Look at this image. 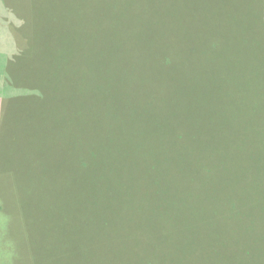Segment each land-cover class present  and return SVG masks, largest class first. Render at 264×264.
Segmentation results:
<instances>
[{"label":"rangeland","instance_id":"374dc122","mask_svg":"<svg viewBox=\"0 0 264 264\" xmlns=\"http://www.w3.org/2000/svg\"><path fill=\"white\" fill-rule=\"evenodd\" d=\"M113 1L32 0L35 53L29 62L13 60L11 65V34L22 25L16 3L5 4L9 8L0 3V16L1 10L12 9L0 17V264H34L31 253L45 241L40 213L49 190L55 185L63 192V161L77 157L56 150L55 161L49 154L53 137L47 126L59 116L55 130L62 142L63 114L51 119L50 108L19 96V89L39 86L49 100L60 103L64 85L74 82L87 109L83 117L72 113L66 118L73 146L93 143L89 139L103 135L111 124V88L95 89L111 85L126 86L122 98L128 94L142 108L151 102L153 109L161 98L155 91L169 86L165 106L189 119L192 131L209 127L223 146L238 142L246 148L241 141L252 145L264 132L258 126L264 120V0ZM34 119H42L40 130ZM39 139L45 146L41 152L35 146ZM114 150L101 149L102 163ZM94 164L99 166L98 159ZM108 176L106 171L102 179ZM92 230L113 244L124 240L120 232Z\"/></svg>","mask_w":264,"mask_h":264},{"label":"trees","instance_id":"16d2710c","mask_svg":"<svg viewBox=\"0 0 264 264\" xmlns=\"http://www.w3.org/2000/svg\"><path fill=\"white\" fill-rule=\"evenodd\" d=\"M28 13V23H20L21 30L13 33L17 48L9 65L20 59L27 63L35 53L31 5ZM163 80L170 85L171 79ZM64 87L60 103L49 100L39 86L17 91L50 108L51 119L63 114L62 142L55 130L59 116L47 126L53 137L48 151L55 161L56 150L68 157L77 154L76 162L63 161V192L51 184L46 209L40 213L45 241L31 253L34 264H264V132H258L252 145L241 141L246 148H239L238 142L223 146L209 127L192 131L189 119L171 113L164 96L169 86L155 91L161 98L153 109L151 102L142 108L128 94L122 98L126 86L111 85L95 88H111V124L103 135L94 136L97 144L92 137L93 143L73 146L66 118L72 113L83 117L87 107L80 105L74 82ZM34 120L40 130L42 119ZM258 126L264 129V120ZM78 130L83 133L80 125ZM42 144L43 139L35 143L40 152ZM108 146L114 153L102 163L98 154ZM42 157L36 161L41 163ZM106 171L109 176L103 180ZM92 228L120 232L124 240L113 244L98 239Z\"/></svg>","mask_w":264,"mask_h":264},{"label":"crops","instance_id":"0c3cea01","mask_svg":"<svg viewBox=\"0 0 264 264\" xmlns=\"http://www.w3.org/2000/svg\"><path fill=\"white\" fill-rule=\"evenodd\" d=\"M6 1V2H5ZM10 1H14L16 4V9H18V11H16L17 13V16L18 17H22V15L25 16V19H19L21 24L24 23V21L28 23V20H27V17L29 16V13H28V7L30 5V1L29 0H0V3L3 4L5 6L6 5H9V2ZM20 2V3H19ZM0 4V7H2V5ZM5 7H10V6H5ZM22 7V8H21ZM8 11L6 10H1V16L5 15V13H9L12 11V9H7ZM20 13V14H19ZM0 16V17H1ZM3 18H6L5 16H3ZM2 18V19H3ZM5 20V19H4ZM11 37L10 39H12L14 41V43L12 42L11 45L9 46V54L12 53L13 50H16V45H15V40H14V37H13V33L11 34Z\"/></svg>","mask_w":264,"mask_h":264}]
</instances>
